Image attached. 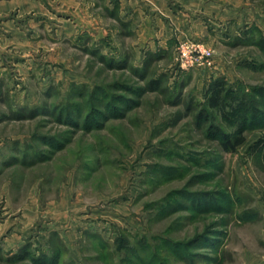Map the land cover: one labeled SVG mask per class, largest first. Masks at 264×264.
<instances>
[{
    "label": "rangeland",
    "instance_id": "obj_1",
    "mask_svg": "<svg viewBox=\"0 0 264 264\" xmlns=\"http://www.w3.org/2000/svg\"><path fill=\"white\" fill-rule=\"evenodd\" d=\"M39 2L0 18V264L258 256L264 149L250 147L264 138V0H230L243 21L215 37L212 68L189 71L174 65L185 38L137 58L135 35L115 32L97 1ZM87 14L110 30L89 32ZM217 79L247 107L231 153L220 142L238 121L207 107Z\"/></svg>",
    "mask_w": 264,
    "mask_h": 264
},
{
    "label": "crops",
    "instance_id": "obj_2",
    "mask_svg": "<svg viewBox=\"0 0 264 264\" xmlns=\"http://www.w3.org/2000/svg\"><path fill=\"white\" fill-rule=\"evenodd\" d=\"M91 1L94 3V0ZM95 1L99 3L97 7L101 10L100 17L107 19V24H111L115 32L123 30L127 32V36L134 37L135 35V40L131 45L137 58L138 55L142 58V55L144 57L148 53L156 59H161L166 53L173 52L176 43L181 38L205 43L212 49L215 37L228 38L226 33L228 24L236 16L238 21H243L244 18L243 11L234 14L230 8V0ZM26 3L33 6L35 11L41 8L39 0H0V18L4 20L3 18L11 8ZM87 17L85 24L89 32L94 27L98 28V33L110 30L106 29L102 23L97 25L98 23L92 20L90 14H87ZM258 195L260 208L257 206L258 208L255 209L261 210L264 223V194L258 193ZM262 236L261 252L258 256L252 251L247 252L245 255L247 264H264V234Z\"/></svg>",
    "mask_w": 264,
    "mask_h": 264
},
{
    "label": "trees",
    "instance_id": "obj_3",
    "mask_svg": "<svg viewBox=\"0 0 264 264\" xmlns=\"http://www.w3.org/2000/svg\"><path fill=\"white\" fill-rule=\"evenodd\" d=\"M154 83V81H152ZM207 107L212 111L219 114L220 119L223 121H227L230 123L238 121V127L236 129L235 135L233 139H230L228 135H224L223 139L225 141L220 142V146L223 151L231 153L236 148L242 146L245 143V139L243 136V132L246 127H242L245 121V110L247 109L246 105H244V101L241 99L240 101L235 100L236 97H233L234 101H237L236 105H233L231 101H227V98L230 96L226 90L223 89V83L221 81L214 80L210 85V88L207 92ZM229 108V109H228ZM204 111L199 112L197 116L198 119L203 118ZM204 119V118H203ZM251 150L257 151L264 149V138L257 140L250 147ZM44 257L41 259H33L35 264H43ZM50 264H57V258H50Z\"/></svg>",
    "mask_w": 264,
    "mask_h": 264
},
{
    "label": "built area",
    "instance_id": "obj_4",
    "mask_svg": "<svg viewBox=\"0 0 264 264\" xmlns=\"http://www.w3.org/2000/svg\"><path fill=\"white\" fill-rule=\"evenodd\" d=\"M213 51L200 42L182 40L178 43L175 57V67L179 71H189L197 68H212L214 65Z\"/></svg>",
    "mask_w": 264,
    "mask_h": 264
}]
</instances>
